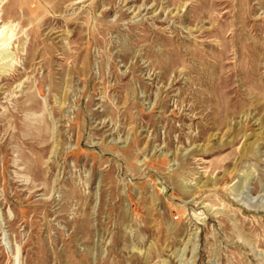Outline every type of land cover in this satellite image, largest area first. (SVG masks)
I'll return each mask as SVG.
<instances>
[{
	"label": "rangeland",
	"instance_id": "1",
	"mask_svg": "<svg viewBox=\"0 0 264 264\" xmlns=\"http://www.w3.org/2000/svg\"><path fill=\"white\" fill-rule=\"evenodd\" d=\"M0 264H264V0H0Z\"/></svg>",
	"mask_w": 264,
	"mask_h": 264
}]
</instances>
